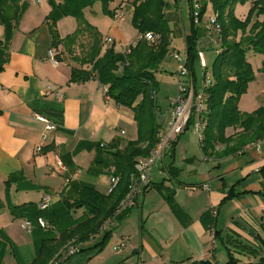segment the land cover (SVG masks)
Instances as JSON below:
<instances>
[{
  "label": "crops",
  "instance_id": "crops-1",
  "mask_svg": "<svg viewBox=\"0 0 264 264\" xmlns=\"http://www.w3.org/2000/svg\"><path fill=\"white\" fill-rule=\"evenodd\" d=\"M166 1L164 14L171 34L182 40L179 47L170 39L169 49L186 55L189 5L187 0ZM251 1L237 5L235 17L244 19ZM117 2L120 0L109 4L107 17L102 13L98 27L84 17L103 40L111 38L115 52L122 53L139 35L131 25L133 0H128L125 16L114 20L111 12ZM22 3L16 23L0 25L1 264H29L35 257L33 235L20 227L27 220L13 217L11 206L33 204L38 209V203L46 195L53 199L50 206H55L68 194L76 197L79 185L90 186L102 195L109 194L106 170L113 159L108 146L114 140L123 146L136 139L132 113L108 99L104 87L95 80L70 83L71 68L78 65L66 55H60L61 61L55 57V65L46 61L50 49L56 55L62 52L61 47H51L45 23L50 12L47 1L22 0ZM208 17L204 15V21ZM76 28L70 17L56 23L60 38L72 34ZM215 48L214 37L204 35L198 43L206 61L209 55H215ZM170 55L154 73L160 89L155 102L161 128L170 118L169 103L177 94L178 64ZM250 56L253 63L248 57L247 61L254 71V80L239 99L241 113L264 106V72L259 71L264 56L253 53ZM212 61L213 58L207 62V67ZM205 74L208 69L205 73L198 60L195 65L198 88ZM34 115L56 126L45 140L41 138L43 125ZM235 132L227 129L226 136ZM200 141L192 127L183 132L153 168L150 186L136 205L106 229L110 230L106 242L100 246L101 234L94 236L79 245L80 251L64 264H198L204 260L224 264L228 253L238 263L257 264L264 257V141L223 158L205 157ZM36 147L41 150L37 152ZM223 149L224 146L216 147L217 152ZM55 157L61 161L65 173L60 172ZM66 178L71 180L68 184ZM81 215L82 211L74 213L75 218ZM209 228L216 232L213 246L206 235ZM123 238L127 239L126 246L115 252L114 247ZM218 248L224 250L225 260L217 256Z\"/></svg>",
  "mask_w": 264,
  "mask_h": 264
},
{
  "label": "trees",
  "instance_id": "trees-1",
  "mask_svg": "<svg viewBox=\"0 0 264 264\" xmlns=\"http://www.w3.org/2000/svg\"><path fill=\"white\" fill-rule=\"evenodd\" d=\"M46 1L50 12L45 23L51 47L62 48V52L55 57L61 61L63 58L60 55H66L78 65L71 68L69 82L81 84L90 80L97 81L106 89L108 99L132 113L136 139L125 142L123 146L119 140H114L108 146L113 159L112 166L119 177L117 185L109 194L102 195L90 186L79 185L76 197L68 194L61 203L49 206L45 211H39L33 204L10 207L13 217L24 218L32 225L35 257L29 264H52L67 246H79L91 241L124 199L136 159L150 154L162 131L157 121L159 109L155 95L158 83L154 73L171 52L169 46L172 31L164 15L166 0H133L132 27L139 36L152 32L160 34L161 40L152 45L138 39L122 53L115 52L113 44L105 46L96 27L84 17V10L97 2L101 5L102 13L109 15L108 7L113 0ZM246 1L209 0L201 4L198 15L201 21L209 6L220 28L214 37L216 48L213 61L204 69L205 73L208 69L210 84L204 90L206 101L201 118L206 121V125L201 133L200 148L207 158L230 156L258 141H264V106L251 113H241L238 109L240 97L254 80V71L247 61V54L251 52L264 56V0H252L245 18L240 20L234 15V8L244 5ZM187 3L189 34L184 39L186 64L197 89L195 65L198 61V43L205 33L201 26L194 24L190 0ZM22 4V0H0V25L7 27L16 23L22 13ZM66 17L73 18L77 28L72 34L60 38L56 23ZM259 71L264 72V63ZM193 120L192 116L187 129L192 126ZM227 129L236 132L226 136ZM219 145L224 146L221 152L216 151ZM170 203L174 208L171 200ZM76 211H82L78 218L74 217ZM125 213L116 217L115 222ZM39 217L50 225V229L43 230L38 226ZM109 235L110 230L101 233L100 246ZM224 264L241 263L228 253ZM257 264H264V257Z\"/></svg>",
  "mask_w": 264,
  "mask_h": 264
},
{
  "label": "built area",
  "instance_id": "built-area-1",
  "mask_svg": "<svg viewBox=\"0 0 264 264\" xmlns=\"http://www.w3.org/2000/svg\"><path fill=\"white\" fill-rule=\"evenodd\" d=\"M128 0H120L119 4L112 12V18L114 20H120L124 17V10ZM191 9H192V18L194 24H199V11H200V0H190ZM206 30V36L211 34H217L220 30L216 18H211L210 22L204 26ZM138 39H143L148 44H157L161 40L160 34L147 32L143 36H139ZM104 45L107 47L112 44L111 38L107 37L103 40ZM173 60L178 64V69L176 77L178 78L177 84V94L170 100L169 103V112L170 118L162 127V131L158 138V142L155 144L154 148L147 157H139L135 161L134 171L129 176L128 179V192L124 199L120 202L117 209L114 211L113 215L106 220L103 226L99 229L100 235L104 230H106L111 223L115 222L116 217L120 216L122 213L127 212L133 208L141 194L150 186V176L155 165L162 161L166 152L172 147L176 142L177 138L186 131L188 127V122L193 116L192 129L198 136V139H201V132L205 128L206 121L201 118L202 110L205 105L206 96L205 88L210 84V77L206 74L203 76L200 87L195 89L192 77L190 75L188 66L186 64L187 56L183 54L179 55L177 52H170ZM55 51L50 49L48 51L46 61L51 65H55ZM197 57L199 60V65L202 69H205V63L203 61V53L198 50ZM104 91L106 89L104 88ZM46 95L49 93L46 92ZM34 119L40 122L43 125V133L41 135L42 140L46 139V134L50 131H54L56 126L44 119L39 115H34ZM40 147H36V151L39 152ZM56 165L58 166L60 172L65 173V168L62 165L58 157H55ZM108 174V179L110 183V191L113 189L118 181L119 177L116 175L115 167L109 166L106 170ZM71 180L66 178L65 183L68 184ZM53 199L51 196H44L37 205L39 211H45L52 204ZM212 215L215 216V210H213ZM38 226L43 230L50 229V225L41 217L37 219ZM21 229L30 234L32 232V225L29 221H23L21 224ZM95 235V236H96ZM206 235L210 241V244L213 246L215 244V230L214 228H209L206 232ZM127 244V239L123 238L119 243L114 247L115 252H120ZM80 251L78 246L69 245L67 246L59 256L52 262V264H64L68 258L77 254ZM140 264V262L138 263Z\"/></svg>",
  "mask_w": 264,
  "mask_h": 264
},
{
  "label": "rangeland",
  "instance_id": "rangeland-1",
  "mask_svg": "<svg viewBox=\"0 0 264 264\" xmlns=\"http://www.w3.org/2000/svg\"><path fill=\"white\" fill-rule=\"evenodd\" d=\"M208 2V0H206V3ZM117 4H119V2H117ZM200 4H202V2H201V0H200ZM117 7V6H116ZM101 5H100V3L99 2H97V3H95L92 7H91V9L90 10H88V11H86L85 13H84V15H86V18L90 21H92L93 23H96V26L98 27V25H99V21H100V18H103V17H101L102 16V11H101ZM125 10H126V8H125ZM125 10H124V16H125ZM208 10V9H207ZM167 14H170V13H167ZM166 14V15H167ZM206 14H207V16H209L208 18H206V20L204 21V16H203V18L201 19V21H198V23L199 24H197V25H199V26H201L203 29H204V33H205V35H206V30H205V28H204V26L206 25V24H208L209 22H210V20H211V18L213 17V14H210V12H209V10H208V12L206 11L205 12V16H206ZM165 15V14H164ZM184 15H185V12H184ZM106 17H107V15H106ZM93 25V24H92ZM207 37H215V34H211L210 36H207ZM180 37L179 36H177V35H174V33L173 34H171L170 35V39H172V40H174V42H175V44L177 45V46H181L182 45V40H180L179 39ZM216 38V37H215ZM214 38V39H215ZM119 49H123V46H120L119 47ZM203 49L205 50L206 49V51H208L209 50V47H203ZM184 54V52H181V53H179V55L180 56H182ZM250 54H252V53H250ZM250 54H248V58L249 59H251L252 57L250 56ZM214 56H213V54H211V55H209L208 56V58H207V61H206V58H203V61H204V63H205V66H206V68H207V62H208V64L210 63V61H211V59L213 58ZM250 62H252L253 63V59H251L250 60ZM260 66V63H258V67ZM208 77H209V74H206ZM157 91L158 92H160V89L158 90L157 89ZM157 92V93H158ZM158 96H159V93H158ZM264 97H262V99H263ZM262 103V102H261ZM202 133V132H201ZM217 256L219 257V259H223V260H225V258H226V256H225V252H224V250H222V249H220V248H218V252H217ZM221 257H223V258H221ZM222 260V261H223Z\"/></svg>",
  "mask_w": 264,
  "mask_h": 264
},
{
  "label": "water",
  "instance_id": "water-1",
  "mask_svg": "<svg viewBox=\"0 0 264 264\" xmlns=\"http://www.w3.org/2000/svg\"><path fill=\"white\" fill-rule=\"evenodd\" d=\"M198 264H212V263L208 260H204V261H199Z\"/></svg>",
  "mask_w": 264,
  "mask_h": 264
}]
</instances>
